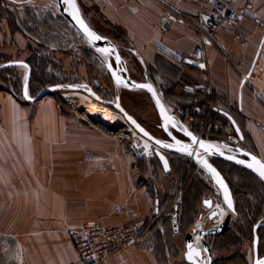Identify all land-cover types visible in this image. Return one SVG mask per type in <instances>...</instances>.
<instances>
[{"label":"crops","instance_id":"obj_1","mask_svg":"<svg viewBox=\"0 0 264 264\" xmlns=\"http://www.w3.org/2000/svg\"><path fill=\"white\" fill-rule=\"evenodd\" d=\"M166 1L183 11L185 23L167 22L168 8L157 0L78 4L87 9L94 23L90 27L118 46L129 74L136 70L125 54L137 60L169 111L189 130L196 132L189 127L196 121H191L198 110L195 102L208 97L216 119L226 126L225 113L232 117L243 135L242 148L264 162V0L230 1L233 8L248 3L251 8L243 10L235 31L222 28L206 48V75L173 57L174 52L188 55L199 44L197 8L182 0ZM96 13L105 26L95 24ZM27 31L14 36L20 47L27 45ZM118 31L123 39L112 33ZM85 122L52 98L20 102L0 92V264H79L70 230L86 223L132 222L141 225L138 243L111 253L104 264H187L185 249L180 250L181 199L171 196L179 182L174 162L157 180L158 187L150 186L123 137ZM156 165L162 169L158 161ZM170 211L176 213L170 219L173 231L175 219L177 225L172 235L165 222ZM203 212L201 218H206L204 207Z\"/></svg>","mask_w":264,"mask_h":264},{"label":"rangeland","instance_id":"obj_2","mask_svg":"<svg viewBox=\"0 0 264 264\" xmlns=\"http://www.w3.org/2000/svg\"><path fill=\"white\" fill-rule=\"evenodd\" d=\"M80 5H81L80 10L81 13L83 14L84 19L88 22V24L91 27H93L92 25H94V23L88 19V15L86 11L87 9L86 10L84 9L82 3H80ZM0 16H3L5 19H7L6 24L7 26H9L12 32H14L15 30H21L23 28L28 30L26 34L28 35L26 36V42L27 44L30 45V49H27L26 48L27 45L25 46L24 44L23 47H20L16 39L15 41L13 38L10 39L9 37L4 39L8 41V43L11 45V49L13 51H16L10 57L8 62L10 61L25 62L24 60L32 61L33 60L32 57L43 59L41 61L44 62L45 65L43 68L44 70L37 68L36 70L37 75L40 74V72L44 71L43 73L48 74L50 76L51 75L54 76L53 78L55 80L52 78V81L54 82L56 80H60V81H65V83L63 84L77 86L81 89H91L101 99L104 100L108 99V101H114V89L112 88L113 87L112 80L101 61V57L95 55L90 45L79 35V33L62 16V14L59 12L57 8L56 0H30V1H22V3L19 1L10 2V1L0 0ZM94 22L98 27L105 26V24L101 21V18L97 13ZM6 24L1 22L0 27L1 25L3 27L4 26L6 27ZM103 30H108V29L103 28ZM112 33L120 36V38L123 39L122 32L118 31ZM2 51L4 50L0 49V52ZM59 52L62 54H59ZM125 57L128 58V60L132 64V67L136 70L135 72H131V74H129L131 78L135 81H145L144 72L142 71L141 66L138 64L137 60L131 57L130 54H125ZM47 61H52V63L48 64ZM2 64H4V62H2L0 65ZM26 74H27V69L24 66L12 67V70L10 69L7 70L6 72H1L0 89H5L7 87H9L10 89L14 88L17 94L20 96L22 102H31V101H27L23 97V85L26 79ZM36 74L34 76L32 83H30L28 87V95L32 98L37 97L39 93L44 89L49 88L51 86H55V85H49L50 82L49 83L46 82L47 86L46 83L39 86L36 83L38 77ZM38 86L43 88L39 89L37 88ZM0 92H6L11 94L7 90ZM98 92L103 96H106V98L99 95ZM64 93L63 91H53L44 95L42 98H52L58 104V106L61 107V109L70 111L77 120L85 122L84 120L80 119L79 116L81 115L76 114L77 115L76 117L70 103L63 96ZM83 93L91 97L90 94L86 93L85 91H83ZM119 95H120L121 105L123 106V108H125V110H127L131 115H133L138 121L142 122L144 124L143 126H145V128L152 135H154L157 138L163 137V134L162 132H160L161 130L159 129V118L157 112L154 108V105L150 97L145 92L140 90L129 91L125 89H120ZM226 123L229 125L228 120H226ZM85 124L88 126H96L103 130H107L109 133L111 132L110 133L111 135L119 134V136L123 137L125 141H127L128 145L132 144V140L135 139L131 135V133L127 131L126 125H120L119 127L115 126L114 130H112L107 128L104 129L105 127L100 126L99 124H94V122H90L91 125L89 124V122H85ZM191 127H193V125ZM227 129H229V127H227ZM134 132L136 131L134 130ZM137 159L141 170L140 172L147 174L149 185L153 187H158L159 185L158 181L162 179V176L164 175L162 173L164 172L161 168L158 169V166L156 165L157 162L156 158H143V159L137 158ZM193 164H194L193 173L196 172V174L193 175L199 180V182H201L205 187H207V189L209 190L208 191L209 194L207 195L208 196L216 195V197L218 196L217 197L218 200L221 201L219 195L216 192L214 185H212L211 183L210 178L206 175V173L199 165H197L196 163ZM173 165L178 166L177 163H173ZM181 166L184 167L186 170H191L192 168L191 166L190 168H187L184 165ZM175 174L177 175V178L179 180L178 177L179 174L177 173ZM175 174L173 173V175ZM259 180L262 185H260L258 182L256 183L259 185V186L257 185L256 192L263 193L264 182L261 179ZM157 190L160 194L159 189ZM183 192L184 189H182V185L180 184L179 181L177 183V187L174 189V192L171 196L172 197L177 196L178 199H181ZM163 198L164 197H161V199ZM166 198H168L167 195ZM237 200L240 203L239 209L244 211L245 199L241 198L240 201V198L237 197ZM198 213L200 214L199 216H196V218L194 219L195 226L193 225V231L191 232H195L194 234L196 235L194 236V239L197 238L198 241L201 243L197 234L198 230L206 228L207 226L210 227V226L218 225L225 217V214L222 218L216 217L215 219L212 220H209L207 215L206 218L205 217L201 218V216L204 214L202 206L199 209ZM261 217L263 218H261L258 222L264 220V215ZM236 222L242 223V225H244L243 227L245 228L248 227V223L244 221V218L239 217L237 214L236 216L232 217V223H231L232 226L235 225ZM180 238L181 237L179 236L178 238L179 243L181 242ZM184 238L185 236L183 237L182 242H184ZM248 240L250 239L248 238ZM206 241L211 249V254L213 257L214 264H245V261L246 262L248 261L247 264L253 263L252 250H251L252 242H253L252 239L251 241H249V248L246 249L245 256L247 258H245V261L234 257L235 252L233 250V246L231 244H225L224 243L225 240L222 241L218 240L217 241L218 244H214L215 240H213L212 238H207ZM241 241L243 243V241L245 240L241 239ZM223 245H228V246L225 247V249H223L222 247ZM238 249L240 248H237V250ZM263 249H264V245H262V251ZM180 250L184 252V248L181 247V245H180ZM242 251H244V249H242Z\"/></svg>","mask_w":264,"mask_h":264},{"label":"water","instance_id":"obj_3","mask_svg":"<svg viewBox=\"0 0 264 264\" xmlns=\"http://www.w3.org/2000/svg\"><path fill=\"white\" fill-rule=\"evenodd\" d=\"M56 3H57V8L59 12L62 14V16L79 33V35L90 45L95 55L101 57V61L112 80V86L114 89V101H108V100L101 99L91 89H81L77 86L67 85V84L51 86L41 91L37 97L32 98L28 95V87H29V82L31 78V69L27 63L22 62V61H10V62L0 65V70L6 69L9 67H16V66L25 67L26 66L25 68L27 69V74H26L24 85H23V97L27 101H31V102L36 101L42 98L44 95L50 92H53V91L79 90L82 93L83 91H85L86 93L90 94L91 97H93L98 103H100L104 107L113 109L117 113L122 115L123 118L127 121V123L137 132V134H139L140 136H142L144 139H146L147 141H149L155 146L153 148L152 155L160 163L163 169V172L165 174H168L171 171V166H170V162H169L168 155H167L169 153L190 159L194 163L199 165L203 169V171L206 173V175L210 178L212 185H214L216 192L219 195L222 204L226 207L228 213L226 214V216L223 218L222 222L218 226L209 228V229H202L198 231L199 238L203 241L202 247H196L194 245L193 234L186 235L184 238L185 253L183 257L187 264H214L213 257L211 254V249L208 246L206 239L216 238V237L223 235L229 229L231 225L232 217L236 216V210H235V202H234L233 194H232V191L226 179L224 178L222 173L212 164L210 160L211 158H217V159H221L223 161L235 164L237 166H240L252 172L263 182H264V178L260 176L259 166L254 162L253 158H255V161H259L260 164H264V162L261 161L254 154L247 151L246 149H242L239 147L234 148L229 145H225L222 142L219 143L217 141L207 140V139H203V138L196 136L192 131H190L187 128V126L183 123V121L180 118H178L174 113H171L169 111V109L167 108V106L165 105L163 101V98L159 95L155 87L146 78H145V81H135L131 78L126 68L125 61L123 60V58L121 57L119 53L118 46L114 42H112L109 38L100 35L97 31H95L93 28L90 27V25L87 23V21L84 19L81 13L77 0H75V3L77 6V9L79 10L80 19L83 20L84 24L88 27V29L91 32L101 37V39L91 40L85 34V32L81 28L78 21L71 14L72 9H70L68 5L64 3V0H56ZM159 47L162 50L167 51L161 45H159ZM117 57L119 59H117ZM185 62L191 65L192 67H195V63L193 61L186 60ZM118 80L120 81V83L117 82ZM137 85L150 86L152 91L151 92L148 91L147 87L139 88L137 87ZM120 89H125L129 91L140 90V91L145 92L150 97L154 105V108L157 112L158 118H159V129L163 132L165 138H157L154 135H152L145 127H143L138 122V120L133 115H131L127 110H125V108H123V106L121 105L120 95H119ZM157 100L159 101V104H157ZM162 109H163V114L161 111ZM224 116L228 119L230 125L235 131L237 137H239L240 141H243V135L239 127L233 120V118L230 117L226 113ZM166 117L168 119H166ZM95 124L101 125V123L97 121L95 122ZM101 126H104V125L102 124ZM107 129L114 130V128H107ZM145 133L147 135H145ZM187 133H190L191 135H188ZM192 137H195L196 139L195 143L193 142ZM157 141H159V143H157ZM201 143H203L204 145H210L212 147H210L206 151L204 148L201 147ZM163 145H169L170 147H164ZM189 152H191L192 154L189 155L188 154ZM202 161H206L207 164L212 169L215 170V173L218 174L219 179L223 182V186H221V184L217 182L216 176H214L208 170V168L203 166ZM237 161H243V163H237ZM165 163L167 167H165ZM249 164H251L252 167H248ZM225 188L227 189V192H225ZM226 196L228 199L231 200V205H232L231 207H229L228 203L226 202ZM202 205L209 212L208 213L209 220L219 217L218 210L213 209L212 207L211 199L209 198L203 199ZM173 222H174V231L177 232L176 219ZM263 225L264 224L259 222L253 228V233H254V236H253L254 237L253 239V249H254L253 264H257V261L264 260V256L261 258L258 257L257 247H258L259 239L256 233L257 229ZM189 245L192 246L191 251L193 253H199V255H193V258L191 261L188 259V255L190 251L188 247Z\"/></svg>","mask_w":264,"mask_h":264},{"label":"trees","instance_id":"obj_4","mask_svg":"<svg viewBox=\"0 0 264 264\" xmlns=\"http://www.w3.org/2000/svg\"><path fill=\"white\" fill-rule=\"evenodd\" d=\"M1 22L6 24L7 19H5L3 16H0V24ZM16 32H20V30H15L14 32H12L9 26H7V24H6V27L5 26L3 27L1 25L0 27V49L4 51L0 52V57H1L0 64L2 62L4 63L8 62V60L13 55V53L16 52L11 49V45L8 43V41L4 40L7 37H9L10 39L12 38L14 39ZM26 48L30 49V45L27 44ZM59 54H62V53L59 52ZM32 59H33L32 61L24 60L30 66V69H31V78H30L29 85L30 83H32L34 79L37 68L44 70L43 68L45 66L44 62L41 61L43 59H40V58L38 59L37 57H32ZM47 63L48 64L52 63V61H47ZM10 69L12 70V67L6 68L4 70H0V73L6 72L7 70H10ZM43 72H40V74L38 75L36 74L38 76L36 83L39 86L45 84L46 82L47 83L50 82L49 85H57V84L65 83V81H60V80H56L54 82L52 81V78L54 77L53 75H51L52 76L51 77L50 75L45 74ZM47 83H46V86H47ZM39 86L37 88L39 89L43 88ZM6 90L10 92L15 98H17L21 102L20 96L17 94L14 88L10 89L9 87H7L5 89H0V91H6ZM98 94L103 96L99 92ZM103 97L106 98V96H103ZM210 101L211 100L208 97L207 98L204 97L202 101L195 102L196 104L194 103L195 104L194 107L192 106L193 108L198 109L194 111L196 115L195 117H197V120L195 121L192 127L193 131H197L199 125L207 117V106L210 104ZM197 111H199L198 114L196 113ZM214 117H215L214 126L212 127L210 131V136H217V135L223 134V131H224L223 125L225 121L216 119V115ZM138 122L141 125H144L142 122L140 121ZM164 137L165 136L163 135V138ZM211 162L222 173V175L226 179L232 191L234 202H235L236 214L239 217H243L244 221L248 223V227L245 228L243 227L244 225H242V223L236 222V224L233 225V228L225 232L223 235L214 238L213 239L215 240L214 244H218L217 242L218 240L219 241L225 240L224 241L225 244H231L233 246V250L235 252L234 257L245 261V258L247 257L242 251L244 243L251 241V239L253 240V227L256 223H258V221L261 218H263L261 216L264 215V195H263L264 192L263 193L256 192L257 185H258L256 183L258 182L260 185L262 184L259 178L255 176L252 172L248 171L247 169H244L240 166H237L232 163H228L226 161H222L219 159H212ZM172 168L175 170L177 174L181 176L179 181H180V184L182 185V189H184L183 195L181 197L179 233L183 236H186L191 231H193L194 219L196 218V216H199L200 213L198 212H199V209L201 208V202L205 197L208 196L207 194H209L208 193L209 190L201 182H199V180L196 177H194L193 175L194 167L193 166L191 170H186L184 167L176 166L172 164ZM237 197L240 198V201H241V198L245 199L244 211L239 209L240 203L237 200ZM165 222H167V228H168L167 232H169L172 235L174 231L171 228L170 219L166 218ZM257 234L259 238V255H262L264 254V249L262 251V245H264V227L259 228L257 230ZM248 238L250 240H248ZM241 239H244L245 241H243L242 243ZM227 246L228 245H223L222 247L223 249H225V247ZM237 248H240V249L237 250ZM247 263L248 261L247 262L245 261V264Z\"/></svg>","mask_w":264,"mask_h":264},{"label":"built area","instance_id":"obj_5","mask_svg":"<svg viewBox=\"0 0 264 264\" xmlns=\"http://www.w3.org/2000/svg\"><path fill=\"white\" fill-rule=\"evenodd\" d=\"M192 3L197 8L194 25L199 33V44L194 48L192 53L184 55L182 53L174 52L173 57L180 61L185 62L191 60L195 63V68L202 74H207V53L206 48L211 42L216 39L222 28L236 30L237 25L240 23L243 16V10L250 9L251 4L248 3L244 8H233L230 4L231 0H182ZM158 3L168 8V13L165 20L169 23H185L183 18V11L178 9L175 5L167 2L166 0H157ZM258 24L263 23L257 21ZM249 76L243 80H247ZM72 107V105H71ZM72 110L75 113L74 108ZM77 116V115H76ZM215 113L213 105L210 104L207 108V117L199 125V137L203 132H207L213 126L215 121ZM79 118V117H78ZM195 117L191 118L194 121ZM131 127V126H130ZM135 138L132 140L131 149L137 158H143L140 150L136 147L137 137L133 132H130ZM139 135V134H138ZM229 140L240 145V140L237 136H229ZM152 144V143H151ZM153 145V144H152ZM151 145V146H152ZM154 148V147H153ZM152 153V152H151ZM175 162H181L187 168H190L193 163L192 160L181 158L167 154ZM146 158H153V155ZM218 197V196H217ZM216 195H211L209 198L214 204L222 206L221 201L218 200ZM113 211L118 213L119 208L114 207ZM170 219L175 218L176 213L171 211L168 214ZM141 234V225L136 222L127 223L124 225L104 226L95 223H86L77 229L69 231V238L74 245V248L79 256V264H104L105 259L113 252L127 249L135 246Z\"/></svg>","mask_w":264,"mask_h":264},{"label":"bare ground","instance_id":"obj_6","mask_svg":"<svg viewBox=\"0 0 264 264\" xmlns=\"http://www.w3.org/2000/svg\"><path fill=\"white\" fill-rule=\"evenodd\" d=\"M63 93L65 99L74 108L75 113L81 115L79 116L80 119L84 121L94 122V124L97 121L100 122L101 125L103 124L104 126H106L107 128H115V126L119 127L120 125H126L127 131L135 133V136L137 137L136 147L140 150V154L142 155V157L146 158L147 156L150 157L152 155L151 152L153 151V147L155 146L152 145L146 139H144L142 136L134 132V129H132V127L127 124L122 115L112 109L104 107L103 105L98 103L94 98L85 95L79 90L63 91ZM237 138L238 140H240L239 137ZM214 208L218 210L221 218L224 216V214L226 215V213H228L224 205L218 206L214 204ZM195 235L196 234L193 235L194 245L196 247H202L203 241L199 238V235L198 238L201 243L198 241L197 238L194 239Z\"/></svg>","mask_w":264,"mask_h":264},{"label":"snow or ice","instance_id":"obj_7","mask_svg":"<svg viewBox=\"0 0 264 264\" xmlns=\"http://www.w3.org/2000/svg\"><path fill=\"white\" fill-rule=\"evenodd\" d=\"M64 3L67 4L68 7H69L70 9H72V13H71V14H72V15L74 16V18L78 21V23L80 24L81 28H82L83 31L85 32V34H86L91 40H99V39H101V37H99V36L96 35L95 33L91 32V31L88 29V27L84 24L83 20L80 19L79 10L77 9V6H76V3H75V0H64ZM102 51H104V50H102ZM117 59H119V58L117 57ZM25 67H26V66H25ZM117 82L120 83L119 80H118ZM125 86H126V85H125ZM137 87H139V88L147 87V88H148V91H150V92L152 91V89H151L150 86L137 85ZM157 104H159V101H158V100H157ZM161 111H162V114H163V109H162ZM166 119H168V118L166 117ZM187 134H188V135H191L190 133H187ZM145 135H147V134L145 133ZM192 140H193L194 143L196 142L195 137H192ZM157 143H159V141H157ZM163 146H164V147H170L169 145H163ZM201 147L204 148V149L207 151V150H208L210 147H212V146H210V145H204L203 143H201ZM188 154L191 155L192 153L189 152ZM229 158H231V157H229ZM253 160H254V162L259 166V174H260V176H261L262 178H264V164H260L259 161H255V158H253ZM237 163H243V161H237ZM202 164H203L204 167L208 168V170H209L214 176H216V178H217V182L220 183L221 186H223V182L219 179V176H218V174L215 173V170L212 169V168L207 164L206 161H202ZM165 167H167L166 163H165ZM248 167H252V165L249 164ZM225 192H227V189H226V188H225ZM226 202L228 203V206H229V207L232 206V205H231V200L228 199L227 196H226ZM188 247H189V249H190V251H189V255H188V259L191 261L192 258H193V255H199V253H193V252L191 251V248H192L191 245H189ZM257 264H264V260L257 261Z\"/></svg>","mask_w":264,"mask_h":264},{"label":"flooded vegetation","instance_id":"obj_8","mask_svg":"<svg viewBox=\"0 0 264 264\" xmlns=\"http://www.w3.org/2000/svg\"><path fill=\"white\" fill-rule=\"evenodd\" d=\"M119 53H120V50H119ZM120 55H121V53H120ZM121 57H122V55H121ZM123 58V57H122ZM197 114L199 113V112H196ZM193 116L195 117L196 115H195V112L193 111ZM195 120H197V117H195ZM229 123V122H228ZM128 124V123H127ZM143 126V125H142ZM213 126H214V124H213ZM212 126V127H213ZM144 127V126H143ZM189 127H191V126H189ZM212 127L210 128V130H208L207 132H203L202 133V135L200 136V138H203V139H207V140H209L208 139V137H207V133L208 132H210L211 131V129H212ZM227 127H229V129H227ZM188 128V127H187ZM223 128H224V131H223V134H220V135H218V137H217V139H212V140H216L217 142H222V143H224L225 145H229V146H231V147H234V148H236V147H239V148H242V141H240V145L239 146H237L235 143H233L231 140H229V136H237L236 135V133H235V131L233 130V128H232V126L230 125V123H229V125L228 124H226V126H223ZM191 131V130H190ZM194 133V132H193ZM196 136H198L199 137V127H198V130L194 133ZM165 138V137H164ZM242 149H244V148H242ZM166 154V153H165ZM170 154V153H169ZM171 155H174V154H171ZM174 156H177V155H174ZM179 157H181V156H179ZM153 158H155L154 156H153ZM181 158H184V157H181ZM169 159V162H170V166H171V162H174V163H177L178 165H182V163L179 161V162H175L174 160H172L171 158H168ZM212 159H217V158H211V160ZM157 160V159H156ZM210 160V161H211ZM219 160H221V159H219ZM223 161V160H222ZM194 163V162H193ZM193 163L191 164V165H193ZM229 163V162H228ZM235 165V164H234ZM256 176V175H255ZM210 196V195H209ZM209 196H207V197H205V198H209ZM210 199V198H209ZM212 207H213V202H212ZM213 209H216V208H214L213 207ZM209 213V212H208ZM227 214V213H226ZM207 216H208V214H207ZM226 216V215H225ZM219 217H220V215H219ZM218 217V218H219ZM173 220V219H172ZM222 222V221H221ZM220 222V223H221ZM174 223V222H173ZM219 223V224H220ZM231 223H232V221H231ZM259 223V222H258ZM260 223H262V224H264V220H262V221H260ZM218 224V225H219ZM257 224V223H256ZM255 224V225H256ZM218 225H215V226H212V227H206V228H203V229H209V228H213V227H216V226H218ZM254 225V226H255ZM261 227H264V225L263 226H260L259 228H261ZM231 228H233V226H232V224L230 225V227H229V229L228 230H230ZM254 228V227H253ZM258 228V229H259ZM257 229V230H258ZM200 230H202V229H200ZM227 230V231H228ZM199 231V230H198ZM226 231V232H227ZM194 233L195 232H191V233H189V234H193L194 235ZM256 233H257V231H256ZM258 235V234H257ZM253 236H254V233H253ZM212 239H214V238H212ZM253 239H254V237H253ZM259 239V238H258ZM207 242V241H206ZM208 244V243H207ZM209 246V245H208ZM247 248H249V242H245L244 243V246H243V249H244V251H243V253L245 254L246 253V249ZM252 260L254 261V249H253V242H252ZM257 252H258V257L259 258H261V257H263L264 256V254H262V255H259V243H258V247H257ZM253 264V263H252Z\"/></svg>","mask_w":264,"mask_h":264}]
</instances>
